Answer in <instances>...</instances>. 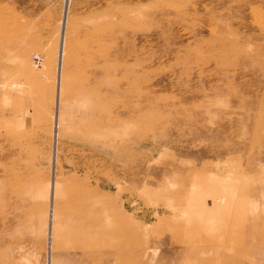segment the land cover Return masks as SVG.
Listing matches in <instances>:
<instances>
[{"label": "rangeland", "instance_id": "rangeland-1", "mask_svg": "<svg viewBox=\"0 0 264 264\" xmlns=\"http://www.w3.org/2000/svg\"><path fill=\"white\" fill-rule=\"evenodd\" d=\"M0 264H264V0H0Z\"/></svg>", "mask_w": 264, "mask_h": 264}]
</instances>
